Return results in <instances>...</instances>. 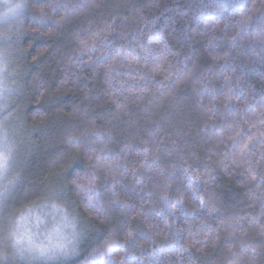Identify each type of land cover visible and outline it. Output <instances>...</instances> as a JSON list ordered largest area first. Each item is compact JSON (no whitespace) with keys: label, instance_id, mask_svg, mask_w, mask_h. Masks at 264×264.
<instances>
[{"label":"trees","instance_id":"16d2710c","mask_svg":"<svg viewBox=\"0 0 264 264\" xmlns=\"http://www.w3.org/2000/svg\"><path fill=\"white\" fill-rule=\"evenodd\" d=\"M51 2L26 0L9 41L0 264H264V0ZM29 210L67 255H20Z\"/></svg>","mask_w":264,"mask_h":264},{"label":"snow or ice","instance_id":"6c2138e0","mask_svg":"<svg viewBox=\"0 0 264 264\" xmlns=\"http://www.w3.org/2000/svg\"><path fill=\"white\" fill-rule=\"evenodd\" d=\"M9 0H0V5H7ZM28 7L27 3L24 4H17L14 7L10 8L9 11L14 16H21V10ZM46 8L51 9L52 11H63L64 15L61 19H66L70 15H72L78 8L85 7L84 4H70L65 3L63 0H52L51 3L45 5ZM7 15V13L5 14ZM41 20L49 18L47 13L42 12L41 16L39 17ZM253 17L249 15L241 22V29L240 32L237 33V37L241 36V33H244L245 30L249 27V21H251ZM259 26L257 27L255 34L251 37L254 43H259L260 45H264V12H261L259 17ZM11 30H9L10 32ZM9 32L0 31V114L8 113L9 112V105H8V94L11 93L13 90L8 87L7 79L8 75V65L5 59V51L11 45L9 41L12 39V35ZM237 37H233L235 40ZM7 116L0 117V214L7 211L8 208V200L10 194L12 193L13 189L16 186V183L19 178V173H14V163L15 161L10 163V156L12 154L13 147H15L14 142L12 145H8L9 140V131L8 127L6 126ZM77 137L69 138V143L76 141ZM8 145L7 147H5ZM82 189L85 194L88 193H95L96 191V184L93 181H89L87 186L78 185ZM91 206V205H90ZM98 213L101 212V209H95ZM11 236H15V243L20 248V255H24L23 252V237L18 234V232L10 233ZM33 246L31 245V241H29V250L31 251ZM62 253L67 255L68 253L65 251V246L63 244L56 245L53 247H40L39 254L40 256H47L48 258L55 257L57 254Z\"/></svg>","mask_w":264,"mask_h":264},{"label":"rangeland","instance_id":"374dc122","mask_svg":"<svg viewBox=\"0 0 264 264\" xmlns=\"http://www.w3.org/2000/svg\"><path fill=\"white\" fill-rule=\"evenodd\" d=\"M10 75L8 76L7 79V83L8 86H10L12 88L11 85V72L9 70ZM10 102V99L8 98V103ZM10 104V103H9ZM10 112V110H9ZM3 116H7V122H6V126L8 127V131H9V138L12 142H14L15 144V150L17 152V144L15 141V139H13L12 136V132L10 130V126H8V120L10 119L11 115H8V113H2L0 114V117ZM46 208H49V206H47ZM53 208V207H52ZM33 210H29L28 211V215H24L21 218H18L15 222V225L13 227L14 232H18V234L20 236H22L24 238V247H23V251L24 248L28 251V253L30 254H34L37 256V254L39 255V248L40 247H53L56 245H60L63 244L65 246V250L67 249V240L68 237L66 236V228L64 227L65 232L63 233L62 231L58 234V229H55L53 231H49L47 232L46 230L42 229L41 226L42 224L34 222L33 223ZM56 213V212H55ZM0 222H1V214H0ZM42 222V221H41ZM43 223V222H42ZM42 227H45L44 225ZM67 230L70 231V233L72 234L73 232H71V230L67 227ZM1 233V232H0ZM10 238H14V242L16 237L15 236H10ZM66 238V240H64ZM29 241H31V245L33 246L32 250H29ZM39 241V243H38ZM41 241V242H40ZM71 241V240H70ZM72 244V241L68 243V245L70 246ZM15 246L20 249L16 243ZM59 254V252H58ZM61 254V253H60Z\"/></svg>","mask_w":264,"mask_h":264},{"label":"clouds","instance_id":"9594fccd","mask_svg":"<svg viewBox=\"0 0 264 264\" xmlns=\"http://www.w3.org/2000/svg\"><path fill=\"white\" fill-rule=\"evenodd\" d=\"M24 3H26V0H9V3L7 5H0V31L9 32V30H11L9 32L10 35H13L15 33L16 26L20 23L21 17L23 15V10L25 8L21 10V12H22L21 16H14L9 11V9L14 7L17 4H24ZM6 13H7V15H5ZM9 56H10V49L8 47L7 50L5 51V59L7 61V65H8V73H9V68H10ZM8 87L11 88L10 86H8ZM11 93L8 94V98H10ZM8 145H12V141L10 140V138L8 140ZM8 145H6L5 147H7ZM9 159H10V163L15 161V159H16L15 147H13L12 154H11ZM22 246L24 247V239H23Z\"/></svg>","mask_w":264,"mask_h":264}]
</instances>
